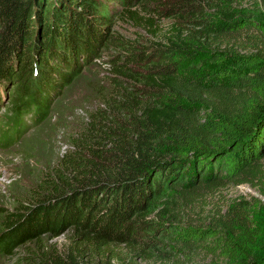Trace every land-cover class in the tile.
I'll use <instances>...</instances> for the list:
<instances>
[{"label":"trees","instance_id":"trees-1","mask_svg":"<svg viewBox=\"0 0 264 264\" xmlns=\"http://www.w3.org/2000/svg\"><path fill=\"white\" fill-rule=\"evenodd\" d=\"M118 3L162 38L111 33L102 0H0V92L15 88L1 146L27 127L19 115L45 119L50 93L113 50L102 78L86 80L80 118L63 125L65 148L12 209L0 206V257L115 264L202 251L209 264H264V223L248 208L212 204L194 218L228 187L264 194V22L236 0Z\"/></svg>","mask_w":264,"mask_h":264},{"label":"rangeland","instance_id":"rangeland-1","mask_svg":"<svg viewBox=\"0 0 264 264\" xmlns=\"http://www.w3.org/2000/svg\"><path fill=\"white\" fill-rule=\"evenodd\" d=\"M106 9L98 8V17L109 14L110 20H101L100 25L109 26L111 33H117L125 39H135L139 43L149 45L151 41L161 39L147 35L141 27L134 21L121 16L122 7L118 0H102ZM237 6L246 9L254 19L264 22V0H236ZM106 12V13H105ZM166 22V21H165ZM112 49L100 51L97 59H92L89 64L80 65V77L68 86H60L55 93L51 92L49 101L51 110L45 119H40L36 123H30V114L19 115L17 120L26 121L27 127L17 130L15 138L6 146L0 145V206L12 209L15 205V197L25 196V191L34 180L37 170L41 169L45 163L53 161L57 155L65 148L67 138L66 129L63 127L68 122H72L81 116V111L88 103L87 79H100L108 69L107 61L111 56ZM65 71V70H64ZM14 83L0 92V131L4 129L10 131V118L14 109ZM21 109H18V111ZM20 114V113H19ZM12 119V118H11ZM65 120L64 122H57ZM13 121V120H11ZM21 122V124H22ZM20 124V123H19ZM20 124V126H21ZM14 125V124H13ZM14 128V126H13ZM15 129V128H14ZM264 161V160H263ZM206 206L196 209L203 219L212 212L213 205L237 204L248 208L254 214V219L262 226L264 223V194L259 186L249 184H239L222 190V192L206 198ZM264 229V226H263ZM264 231V230H263ZM65 240V235L53 239L61 244ZM119 255V254H118ZM120 256V255H119ZM176 256L178 258H176ZM124 256L114 260L115 264H209L210 257L199 251L197 256L187 260L179 254L168 261L166 258L142 259ZM128 259V261H127ZM13 255L8 253L5 257H0V264H12Z\"/></svg>","mask_w":264,"mask_h":264}]
</instances>
